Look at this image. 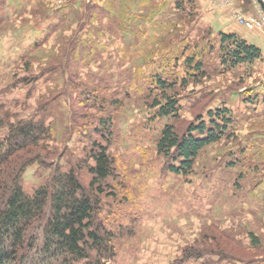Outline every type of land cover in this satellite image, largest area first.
Masks as SVG:
<instances>
[{"label":"rangeland","instance_id":"rangeland-1","mask_svg":"<svg viewBox=\"0 0 264 264\" xmlns=\"http://www.w3.org/2000/svg\"><path fill=\"white\" fill-rule=\"evenodd\" d=\"M74 1L70 6L81 12L80 3L92 2L99 6L104 0ZM135 1L139 2L136 4L139 7L137 11L144 17L148 16V9L158 10L152 22L137 20L131 28L134 33L144 31L143 35L133 36L131 32H127V36H122L121 33L110 35L105 18L102 25L106 28L101 32L105 37L95 36L94 32L88 31V26L79 33L83 40L91 37L96 39L97 49L78 62L77 79L87 82L84 75L90 71L97 75L94 84L99 81V77L106 76L113 83L109 90L97 95L98 100L105 99L103 116L114 120V138L109 151L117 161L116 173L122 177V187L118 189L117 196H121L124 202L121 207L124 211L122 232L114 239L116 256L108 264H176L181 258L182 250L190 245L216 254L188 264H264V85L259 90L254 88L258 99L253 105L244 103L239 96L231 94L232 90L240 92L245 88L254 93L250 86L258 82L264 84V61L224 72L218 66L217 54L207 53L208 45L212 43L211 38L217 30L216 22L225 10L232 12L241 8L240 13L243 14H240L241 18H235L237 22L254 20L258 24L254 26L262 31L264 12L256 0H235V4L238 2L237 7L232 5L233 0H217L218 8L224 10H212L213 13L207 11V7L202 10L199 0H194V3L197 2L193 9L195 16L184 23L176 17L178 11L174 6L175 0H152L150 6L145 0H119L118 4L130 5ZM66 2L68 0H41L36 4L35 0H18L17 3L4 0L6 7L0 10V16H4L2 11H7L9 21L0 30V105L3 106L0 120H13L14 116L30 119L36 109V102L43 100L51 117L41 118L46 123L52 121L54 137L58 143L55 147L61 150L60 138L65 139L69 135L70 141L66 142V149L79 156L87 144L88 136L83 133L79 123L72 125L70 122L78 119L77 115H73L76 110L79 111V120L84 113L79 110L81 106L74 102L76 92L72 87L68 86L73 99L70 100L56 69L50 73L44 70L46 73L34 83H16L28 75L37 74L50 64L56 67L59 63L63 56L62 50L77 28L76 21L72 18L73 9L64 5ZM163 2L166 5L161 7ZM187 4L186 14L189 11L191 13L190 4ZM38 7L40 12L48 9L46 12L49 15L55 9L63 7V13L40 20L31 14ZM63 15H66L67 22L59 29L62 31L58 30V33L50 35L48 26L58 24ZM161 20L170 21L175 30H178V37L184 38L189 47L185 50V55L190 56L202 50L207 73V78L200 84H190L185 90L179 91L180 122L177 126L193 122L196 115L205 116L206 109L217 107L222 101H226L234 118L232 131L236 135L235 139L223 140L207 148L193 174L186 180H176L171 175L160 178L154 142L163 122H149L150 100L141 94L137 95L151 87V70L160 71L158 55L166 56V43L171 41V46L182 48L180 42L175 37H167L163 49H159V53L154 51L153 64L147 70L143 68L142 75L138 74L130 80L124 74L127 70L132 72L136 69L130 54L147 58L148 55H145L152 47L160 46L159 43L154 45V40L158 39L161 32L154 22ZM207 20H211L215 28L210 29ZM244 23L239 22V25ZM91 25L102 26L96 19H92ZM207 30H211V36L207 35ZM172 31L173 29L164 32L171 34ZM35 42H41V47L35 49ZM260 42L261 49H264V38ZM29 55L35 59L30 63L31 72H26L24 62ZM178 63L179 69H175V72L182 74V59ZM12 83H15L14 88H9ZM116 99L121 103L120 107L111 104ZM97 105L100 107L102 104ZM86 113L83 123L88 125L93 122L91 118L96 116L97 109L90 108ZM52 143L50 141L49 145ZM230 163H234L235 167L228 168ZM52 164H57L56 158H53ZM35 169L30 168L24 175V187L27 191L39 182ZM239 173L244 175L242 180L238 179ZM104 214L101 220L110 229V222L104 221ZM249 233L258 240L255 248L250 244ZM38 258L34 257V262Z\"/></svg>","mask_w":264,"mask_h":264},{"label":"trees","instance_id":"trees-1","mask_svg":"<svg viewBox=\"0 0 264 264\" xmlns=\"http://www.w3.org/2000/svg\"><path fill=\"white\" fill-rule=\"evenodd\" d=\"M1 1L0 10L6 7L4 0ZM10 1L17 3L18 0ZM35 1L37 4L41 0ZM145 1L148 6L152 4V0ZM74 2L68 0L64 5L73 9L70 3ZM137 2L119 5V0H104L99 6L92 2L80 3L81 12L76 9L71 11L73 21L77 24L76 31L69 37L57 66L50 64L37 74L16 81L25 85L34 83L38 77L46 73L44 70L50 73L56 69L70 100L72 95L68 92V86L76 92L74 102L81 106L79 110L84 111L82 115L80 114L82 119L79 120V111L76 108L73 115H77L78 119L70 122L72 125L79 123L88 139L79 156L66 149V142L70 141L69 135L65 139L60 138L62 149H57L55 146L58 143L54 137L52 121L46 123L41 118L51 117L43 100L36 102V109L30 119L14 116L13 120L8 118L5 121L0 120V264H108L115 258L114 239L122 232L124 220L122 218L124 211L121 208L124 202L121 196H117L118 189L122 187L120 183L122 177L116 173L117 161L109 151L114 138V120L112 117L103 116L105 99L98 100L97 97L99 93L109 90L113 83L106 76L99 77V81L94 84L97 75L90 71L84 75L87 82L83 83L77 79L78 62L89 57L93 50L97 49L96 39L91 37L83 40L79 33L88 26L89 32L103 38L105 34L101 32L108 26L110 35L121 33L122 36H127V32H131L133 36L143 35L144 31L134 33L131 28L137 20L152 22L158 10L148 9V16L144 17L137 11L139 8L136 7ZM165 2L161 7L166 5ZM187 3L190 4L191 13L189 11L186 14ZM195 4L194 0L188 2L175 0L177 19L184 23L193 19ZM62 8L55 9V12L49 15L48 9L40 12L38 7L31 14L45 20L62 14ZM2 12L4 16H0V30L3 24L9 21L7 11ZM61 18L58 24L48 26L47 31L50 35L62 31L59 29L63 28L67 18L66 15ZM104 18L107 20L106 26L102 25ZM92 19L99 21L102 26H92ZM154 23L161 31L158 39L154 40V45L159 43L160 46L152 47L145 55H148L147 58L130 54L136 69L132 72L127 70L124 74L126 73L130 80L138 74L142 75L143 68L147 70L148 66L153 64L154 51L157 50L159 53V49H163L167 37H175L180 42L182 48L171 46L172 42L167 40L166 56L157 54L161 63L160 71L151 70L153 72L149 75L151 87L147 91L138 92L137 95L141 94L150 100L149 122L154 124L163 122L154 142L160 178L171 175L176 180H186L193 174L197 162L207 148L223 140L235 139L236 135L232 131L233 112L226 106V101H222L219 106L206 109L205 116L196 115L193 122L177 126L180 122L179 91L185 90L190 84L198 85L207 78L203 54L201 50L190 56L185 55V50L189 49L188 44H185L183 37H178L179 33L175 26L170 21L161 20ZM171 29H173L171 34L164 32ZM207 33L211 36V30H207ZM167 34L168 36L164 38L163 35ZM211 39L212 43L208 45L207 53L217 54L218 66L224 72L234 71L243 66L250 67L262 56L259 48L248 44L235 34L219 32ZM40 43L35 42L34 48H40ZM34 59L29 55L24 62V71L31 72L30 63ZM180 59L184 70L182 74L175 72V69H179ZM22 60L24 61L23 58ZM14 85L15 83H12L9 88H14ZM251 92L245 88L240 92L232 90L231 94L239 96L244 103L253 105L258 95ZM117 100H113L111 104L120 107L121 103ZM98 102L102 104L100 107L97 105ZM90 108H96L97 113L91 118L93 122L87 125L83 123V119L87 116L86 110ZM2 110L3 106L0 105V112ZM50 141L53 142L51 145ZM53 158L57 159V164H52ZM32 167L36 168L35 174L39 182L27 191L24 187V175ZM227 167L233 168L235 164L230 163ZM243 176V173H239L238 179L242 180ZM103 214L104 221L110 222V229L106 228L101 220ZM249 238L251 246L257 247V238L250 233ZM213 253L195 245L185 246L181 258L175 263H195ZM37 256L39 258L34 262V257Z\"/></svg>","mask_w":264,"mask_h":264},{"label":"crops","instance_id":"crops-1","mask_svg":"<svg viewBox=\"0 0 264 264\" xmlns=\"http://www.w3.org/2000/svg\"><path fill=\"white\" fill-rule=\"evenodd\" d=\"M233 1H234V3H232V5L236 6V4L238 2L235 4L236 1L235 0H233ZM230 3H231V1H229V4ZM240 3H241V1H240ZM199 4L200 5L202 4L201 5L202 10H203V7H205V8L207 7L208 8L207 11H210L211 13H213L212 10L213 11L218 10L219 12H221V11L223 12V10H224V9L218 8L217 0H202V1L199 0ZM238 7H240L239 4H238ZM240 10H241V8H237V10L234 9L232 12L225 10L223 16L219 18L218 22H216L217 30H216L215 34L219 33V32L226 33V34H235L238 37H240L241 39H243L244 41H246L248 44L256 46L257 48H259L261 50V54H262L260 60L256 61V62L260 63V62L264 61V49H261L262 43L260 42V40L264 38V31H262V29H258L256 26H252L251 28H248L244 25H241V24L239 25V22H237V19H235V18L241 16L240 14H243V13H240ZM239 18H241V17H239ZM207 21L209 24L208 25L209 28L213 29L212 27H214V25H213L212 21L211 20H207ZM263 85L264 84L258 82L256 84L250 86L249 88H252L253 90H254V88H257L259 90V88L261 86L263 87ZM254 93H256L255 90H254Z\"/></svg>","mask_w":264,"mask_h":264},{"label":"built area","instance_id":"built-area-1","mask_svg":"<svg viewBox=\"0 0 264 264\" xmlns=\"http://www.w3.org/2000/svg\"><path fill=\"white\" fill-rule=\"evenodd\" d=\"M239 22H240L241 24L244 23V22L241 21V20H239ZM254 24H257V23H255L254 20H251V21H248V22L244 23V25H245L246 27H248V28H251L252 26H254ZM257 25H258V24H257Z\"/></svg>","mask_w":264,"mask_h":264},{"label":"water","instance_id":"water-1","mask_svg":"<svg viewBox=\"0 0 264 264\" xmlns=\"http://www.w3.org/2000/svg\"><path fill=\"white\" fill-rule=\"evenodd\" d=\"M257 3L260 5L261 9L263 10L264 12V2L262 0H256Z\"/></svg>","mask_w":264,"mask_h":264}]
</instances>
